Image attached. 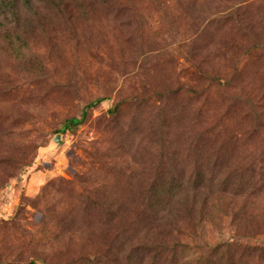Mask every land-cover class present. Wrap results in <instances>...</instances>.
Returning <instances> with one entry per match:
<instances>
[{"label": "rangeland", "instance_id": "rangeland-1", "mask_svg": "<svg viewBox=\"0 0 264 264\" xmlns=\"http://www.w3.org/2000/svg\"><path fill=\"white\" fill-rule=\"evenodd\" d=\"M15 8L0 264H264V0Z\"/></svg>", "mask_w": 264, "mask_h": 264}, {"label": "trees", "instance_id": "trees-1", "mask_svg": "<svg viewBox=\"0 0 264 264\" xmlns=\"http://www.w3.org/2000/svg\"><path fill=\"white\" fill-rule=\"evenodd\" d=\"M22 3L23 5L30 7L31 6V0H0V11L3 13L4 16H6V18L9 17L10 19H15L17 17V12H16V5L18 3ZM8 13V14H7ZM12 31V30H11ZM9 32L7 35H9V43L11 44V46L13 47V43L16 40H19V36H12L13 34H10L12 32ZM16 34V33H14ZM11 47V48H12ZM84 117V114H82L80 116V118H71L68 120V124L69 125H76L82 122Z\"/></svg>", "mask_w": 264, "mask_h": 264}, {"label": "water", "instance_id": "water-1", "mask_svg": "<svg viewBox=\"0 0 264 264\" xmlns=\"http://www.w3.org/2000/svg\"><path fill=\"white\" fill-rule=\"evenodd\" d=\"M57 136V139H58V137H60V135H56ZM56 138L54 139V140H52V147H57L58 146V144H60V140L58 139L57 140Z\"/></svg>", "mask_w": 264, "mask_h": 264}]
</instances>
